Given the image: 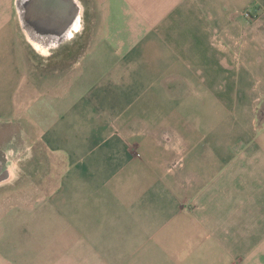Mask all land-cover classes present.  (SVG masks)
Returning a JSON list of instances; mask_svg holds the SVG:
<instances>
[{
	"label": "crops",
	"instance_id": "obj_1",
	"mask_svg": "<svg viewBox=\"0 0 264 264\" xmlns=\"http://www.w3.org/2000/svg\"><path fill=\"white\" fill-rule=\"evenodd\" d=\"M73 1L0 0V264H264V0Z\"/></svg>",
	"mask_w": 264,
	"mask_h": 264
},
{
	"label": "water",
	"instance_id": "obj_2",
	"mask_svg": "<svg viewBox=\"0 0 264 264\" xmlns=\"http://www.w3.org/2000/svg\"><path fill=\"white\" fill-rule=\"evenodd\" d=\"M70 4L75 9L74 11L80 12L82 15L81 6L73 0H70V2L69 0H17L20 19L29 38L45 47L53 45L54 41H56L57 47L71 41L78 32H70L72 33L70 36V34H65L62 29L65 18L71 20L73 15ZM81 26L79 30H81ZM51 49L54 48H49V53ZM2 167L4 168V165ZM10 173V169L5 168V173L0 178V185L8 181Z\"/></svg>",
	"mask_w": 264,
	"mask_h": 264
},
{
	"label": "rangeland",
	"instance_id": "obj_3",
	"mask_svg": "<svg viewBox=\"0 0 264 264\" xmlns=\"http://www.w3.org/2000/svg\"><path fill=\"white\" fill-rule=\"evenodd\" d=\"M79 5L81 6V11H82L81 13H82V15L85 16L86 23H88V26H89V27H87V28H89V31L87 32V41H88V38H90V35L92 33V27L94 26V24H93L94 20L92 18H90V16H91L90 12L93 11V9L95 8V3H93L91 1V3H89V5H86V6L84 5V8L82 7L81 4H79ZM30 54H34V53L30 52ZM47 56H49V57H47ZM50 56H51V52L47 55H43V54L37 55L38 59L43 62L40 64L41 66L42 65L43 66L37 68L39 71H41V74L42 73H49L52 71V69L49 67H46V64H45V60L47 58H50ZM43 57H45V58H43ZM55 69H60V68H55ZM27 143L29 144V141Z\"/></svg>",
	"mask_w": 264,
	"mask_h": 264
},
{
	"label": "bare ground",
	"instance_id": "obj_4",
	"mask_svg": "<svg viewBox=\"0 0 264 264\" xmlns=\"http://www.w3.org/2000/svg\"><path fill=\"white\" fill-rule=\"evenodd\" d=\"M34 46L37 47L39 53H41V54H43V55H47V54H49V51L44 50V49H43V50L40 49V48H39V45H34ZM43 58H45V57H43Z\"/></svg>",
	"mask_w": 264,
	"mask_h": 264
},
{
	"label": "built area",
	"instance_id": "obj_5",
	"mask_svg": "<svg viewBox=\"0 0 264 264\" xmlns=\"http://www.w3.org/2000/svg\"><path fill=\"white\" fill-rule=\"evenodd\" d=\"M243 16H244L245 18H247V19H252V18H253L252 15H251V13H250V11H246V12H244V13H243Z\"/></svg>",
	"mask_w": 264,
	"mask_h": 264
}]
</instances>
